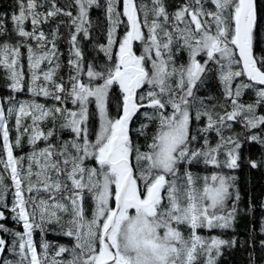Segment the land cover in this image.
Listing matches in <instances>:
<instances>
[{
    "label": "snow or ice",
    "instance_id": "6c2138e0",
    "mask_svg": "<svg viewBox=\"0 0 264 264\" xmlns=\"http://www.w3.org/2000/svg\"><path fill=\"white\" fill-rule=\"evenodd\" d=\"M49 2L50 7H45L38 0H19L18 14L11 17L19 39L0 41V67L10 90L27 87L33 96L58 102L51 107L35 101L8 107L7 114L15 116L14 143L0 105L5 154L0 164L11 181L9 186L0 174V208H8L6 196L11 189V218L23 228L13 232L0 224V232L13 237L10 247L0 238V255L10 251L17 257L0 264H201V257L202 264H216L222 247L235 242L205 238L198 230L231 227L235 202L240 199L239 191H230L235 188V177L217 172L201 177L185 166L202 162L237 169L240 134H224L233 123L245 129V140L264 147V135L253 131L264 133V114L257 112L264 108V55L259 59L254 55L255 46L264 45V16L257 0H181L172 12L165 0H151L150 6L122 0L126 34L117 42L115 29L110 30L104 49L112 60L110 49L118 46L116 58L103 72L89 66L87 83L81 79L83 57L77 38L81 33L88 36V10L97 0H74L75 16L56 0ZM107 12L115 24L120 16L116 0H108ZM60 15L69 17L59 23L69 25L70 51L75 57L68 61L74 71H70L67 86L53 79L60 67L54 64L59 55L58 29L49 39L40 28ZM29 21L31 31L25 28ZM135 42L141 45L139 53L133 49ZM22 49L30 73L28 85L24 83ZM184 53L186 62L178 63V55ZM45 63L53 67L42 69ZM213 72L226 103H206L213 98L197 95ZM242 77L246 81L237 82ZM114 85L122 94V103L118 115L111 118L108 95ZM249 89L256 93L253 103L241 100ZM90 98L99 114V127L91 134ZM68 100L75 110L60 106ZM137 113L149 122L136 130L146 137L145 150L131 136L130 124ZM26 119L31 123H24ZM46 119L53 127L44 131L40 123ZM58 119L60 128L74 134L71 141L60 145L53 141ZM150 123L155 124V131L149 138ZM211 132L219 137L214 145L208 136ZM25 135L32 151L17 157L13 147H20ZM40 141L43 147H38ZM249 163L254 169L259 166L255 160ZM230 200L234 201L231 206ZM5 219L0 211V221ZM52 224L59 226L58 235L74 243L70 248L58 245L50 255L52 245L43 234ZM36 230L42 234L39 245L33 238ZM260 230L264 234V220Z\"/></svg>",
    "mask_w": 264,
    "mask_h": 264
},
{
    "label": "trees",
    "instance_id": "16d2710c",
    "mask_svg": "<svg viewBox=\"0 0 264 264\" xmlns=\"http://www.w3.org/2000/svg\"><path fill=\"white\" fill-rule=\"evenodd\" d=\"M58 6L64 7L68 11H72L73 15H77L78 8L74 4V0H56ZM44 4L45 7H50L49 0H38V4ZM98 5H103L102 8H99ZM258 11L264 16V0H257ZM108 3H101L97 0V4L93 5L88 10V18L85 27L88 30V36L85 37L83 33H81L77 38V46L79 47L82 53V60H80V64L82 69L84 70L81 76V79L87 83L88 77L86 75V70L89 66L93 67L96 71H105L107 67H110L115 60L116 57L112 55V60H109L108 55L104 51L108 47V33L111 30V26L113 24L109 19V14L107 12ZM19 10V0H0V41H7L9 43H14L19 39L15 35L14 28L15 25L12 22L11 17L14 14H18ZM43 11V8L39 9ZM69 17L60 15L56 18H50L48 23L40 25V28L49 36L51 39V33L58 29V35L56 37V45L59 52L58 59L54 58V64L59 63L60 67L56 70L53 79L58 83H63L66 86L69 83V74L70 71H74L71 69L68 61L69 58L74 57V53L70 51L71 45L69 43V25L67 23H59L60 21H68ZM26 30L31 31L32 25L29 22L25 24ZM112 48H116L113 46ZM111 52V51H110ZM22 53L24 55L21 58L22 70L26 74L24 78V83L26 85L30 84V73L27 67V59H26V50L22 49ZM254 55L259 59L260 56L264 55V45L257 44L254 48ZM186 54L177 57L178 63L186 62L185 59ZM42 69H49L53 67V65H49L47 63L42 64ZM216 77L208 74V78L205 80L204 84L200 86V91L197 93L200 97H212V100H206V103L216 104V103H226L223 99L222 88L219 82H216ZM244 79L246 78H238ZM43 77L41 76V81ZM102 83L103 81H92L93 84ZM9 81L7 79V75L5 70L0 67V105H2L5 109L6 123L9 129V139L10 142L14 143L15 137L17 135L16 127H15V116H9L7 114L8 107H18V104L21 102H33L43 104L47 107H51L53 105H57L58 102L54 101L50 98H45L43 95L33 96L27 87L24 90L19 92H13L8 87ZM63 95V94H61ZM13 97L11 101H7L6 97ZM241 100L245 103H253L256 100V93L254 90L249 89L246 90L245 94L241 97ZM70 100L67 101L66 104L60 105L62 107H67L68 109H74ZM219 110V109H217ZM151 111V110H149ZM143 112V111H142ZM141 112V113H142ZM258 114H264L263 108L261 110L257 109ZM24 123H31L30 119H26ZM142 123H149L140 113L138 114V118L133 121V136L132 139L134 143L141 147V150H145L146 137L141 136L136 131L140 128ZM201 124L203 121L200 122ZM60 120L58 119L55 124V136L54 141L58 140L62 137L59 144L65 141V137H63L62 132L66 131V129L60 128ZM199 126V125H197ZM40 127L47 131L49 128L53 127V124L50 119H46L40 123ZM195 130V129H194ZM148 133V137L152 135L155 131V124L150 123L148 129H146ZM261 135L264 133H260L259 129L253 130ZM225 135H236L240 134V139L242 141V146L239 149L240 159L238 161L239 167L235 170H230L227 168H214L212 166H206L202 162L194 163L188 167L190 171L193 172L194 175L204 176L210 175L213 172L234 176L235 180L233 183L235 184L234 189H230V191H239L240 199L235 202L236 204V214L235 220L232 222L231 227L227 229H219L214 228L211 230L208 229H200L198 230L199 234L204 236L205 238L216 236L218 238L234 241V245H226L221 249V255L216 259V264H264V246H262L261 241L264 240V234L261 233L260 225L262 220H264V208L261 207L262 203H264V147H262L259 143L249 142L245 140V129L241 124L233 123L231 129L225 130ZM210 142L214 145L219 137L216 136L215 132H211L208 134ZM202 143V141H201ZM44 142L40 141L38 143V147H43ZM26 147V149H25ZM17 150H21L24 156H27L29 152L32 151L31 146L28 144L27 135L24 136L21 142L20 147H13V153L17 156ZM3 151V139L2 132H0V157H4ZM220 159L223 160V155L220 156ZM255 160L258 162L259 166L257 168H252L250 166L249 161ZM92 164V162H91ZM0 174L5 176V183L9 186L11 185V181L7 178L8 174L4 172L3 165L0 164ZM41 195H45L41 193ZM234 201L230 200L229 205ZM6 203L8 204V208H0L7 217V219L0 221V224L7 226L11 231H23L22 225L17 221L13 220L11 217L13 213L10 211V208L13 203V192L10 189L7 192ZM48 231L43 234V239L51 242L52 247L49 249L50 255L53 252V249L59 245V237L55 236L60 231L59 226L52 224L46 226ZM52 229V230H51ZM51 233V234H50ZM2 238H5L9 247L11 246V241L13 237L8 233L0 232ZM52 235V238L50 236ZM34 241L37 245L40 244L42 234L39 230H36L33 235ZM38 251H42V249L38 248ZM65 258H69L65 256ZM15 260V257L10 251L4 254L2 259L5 260ZM204 260V257H201V264Z\"/></svg>",
    "mask_w": 264,
    "mask_h": 264
},
{
    "label": "flooded vegetation",
    "instance_id": "af4514ba",
    "mask_svg": "<svg viewBox=\"0 0 264 264\" xmlns=\"http://www.w3.org/2000/svg\"><path fill=\"white\" fill-rule=\"evenodd\" d=\"M101 3V0H99ZM138 5H143V4H148L150 6L151 4V0H136ZM181 0H165V4L166 7L168 8L169 12H172L175 10V7L178 6L180 4ZM103 3H108V0H103ZM117 3V11L120 13V16L118 17V19L116 20L115 24H112L111 26V30L114 28V32H113V39L117 42L121 41L123 39V36L126 34V28H127V17L123 16V7H122V0H116ZM103 5H98L99 8H102ZM142 15V13H141ZM116 46V45H114ZM133 49L134 51H137L138 53L142 50L141 49V45L139 42H135L133 45ZM112 55H114V57H116L117 53H118V46H116V48H111L110 49ZM186 54V53H184ZM185 59L187 60V54L185 56ZM210 75L215 76L214 72L210 73ZM216 82H219L218 79H215ZM100 83V82H99ZM142 91V90H140ZM122 103V94L120 93V90L118 88L117 85H114L112 87V89H110L109 91V95H108V115L111 118H115L118 115V105ZM91 108L90 112H89V121H88V126H89V130H90V134L97 130L99 127V114H98V110L96 109V105L95 104H89V109ZM144 111V109H141L140 112ZM138 114L136 116L133 117L131 124H130V128H131V136H133V121L135 119L138 118ZM63 137H65L66 141H71L73 139L74 134L71 133L69 130L66 129V131L62 132ZM91 138L94 140V136H91ZM54 141V138H53ZM57 145H60L58 140L54 141ZM20 152H22L21 150H19ZM18 154V153H17ZM22 156L21 154H18L17 157ZM52 230V229H51ZM51 234V233H50ZM58 236V235H56ZM59 237V236H58ZM50 238H52V235L50 236ZM60 239V243L59 245H65L67 247H72L74 241L69 238V237H65V238H61ZM65 256L69 257L68 253H65Z\"/></svg>",
    "mask_w": 264,
    "mask_h": 264
},
{
    "label": "rangeland",
    "instance_id": "374dc122",
    "mask_svg": "<svg viewBox=\"0 0 264 264\" xmlns=\"http://www.w3.org/2000/svg\"><path fill=\"white\" fill-rule=\"evenodd\" d=\"M77 15H78V13H77ZM89 104H95V101H94V99H91L90 98V103ZM73 107H74V109L73 110H75V108H76V106L75 105H72ZM88 108H89V105H88ZM258 109H260V108H258ZM90 110H91V108L89 109V112H90ZM261 110H262V108H261ZM263 111H264V108H263ZM62 139V137H60L59 138V142H60V140ZM65 141H66V139H65ZM25 149H26V147H25ZM17 153L18 154H21L22 156H24V154L25 153H23V152H20L19 150H17ZM31 152H29V154H30ZM90 166H91V161H88L87 162ZM88 207H89V209L91 208V203L89 202V204H88ZM90 214V213H89ZM56 235H58V234H55V236ZM59 237H61V238H65V237H67V236H63V235H58ZM60 243V242H59Z\"/></svg>",
    "mask_w": 264,
    "mask_h": 264
},
{
    "label": "water",
    "instance_id": "95a60500",
    "mask_svg": "<svg viewBox=\"0 0 264 264\" xmlns=\"http://www.w3.org/2000/svg\"><path fill=\"white\" fill-rule=\"evenodd\" d=\"M0 238H2L1 234H0ZM3 257H4V255H0V262H2Z\"/></svg>",
    "mask_w": 264,
    "mask_h": 264
}]
</instances>
